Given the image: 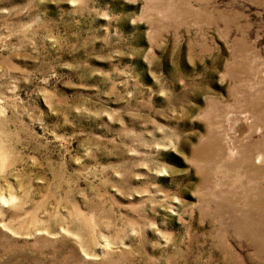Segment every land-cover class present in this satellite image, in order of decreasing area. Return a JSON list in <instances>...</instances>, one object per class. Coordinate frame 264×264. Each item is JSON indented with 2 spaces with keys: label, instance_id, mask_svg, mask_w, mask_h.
<instances>
[{
  "label": "rangeland",
  "instance_id": "1",
  "mask_svg": "<svg viewBox=\"0 0 264 264\" xmlns=\"http://www.w3.org/2000/svg\"><path fill=\"white\" fill-rule=\"evenodd\" d=\"M0 264H264V0H0Z\"/></svg>",
  "mask_w": 264,
  "mask_h": 264
},
{
  "label": "bare ground",
  "instance_id": "2",
  "mask_svg": "<svg viewBox=\"0 0 264 264\" xmlns=\"http://www.w3.org/2000/svg\"><path fill=\"white\" fill-rule=\"evenodd\" d=\"M247 161V160H246Z\"/></svg>",
  "mask_w": 264,
  "mask_h": 264
}]
</instances>
